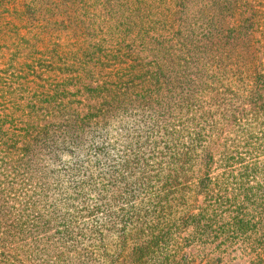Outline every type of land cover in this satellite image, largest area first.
Instances as JSON below:
<instances>
[{
	"label": "trees",
	"instance_id": "1",
	"mask_svg": "<svg viewBox=\"0 0 264 264\" xmlns=\"http://www.w3.org/2000/svg\"><path fill=\"white\" fill-rule=\"evenodd\" d=\"M0 44V264H264V0H0Z\"/></svg>",
	"mask_w": 264,
	"mask_h": 264
},
{
	"label": "rangeland",
	"instance_id": "2",
	"mask_svg": "<svg viewBox=\"0 0 264 264\" xmlns=\"http://www.w3.org/2000/svg\"><path fill=\"white\" fill-rule=\"evenodd\" d=\"M11 44L12 41L8 42L9 46ZM0 46H2V44H0ZM2 47L4 48V46ZM10 48L11 50L4 48L0 51V55L4 56L3 60H1L0 62V77H2L3 79V81H0V83L1 85L5 83V85L0 88V91H2L3 93H0V97H4V99H0V105L3 106V109H6L4 111H11L14 114V117L19 118L18 120H22L23 108L20 105H24V102L26 103L25 99L27 96L26 94L19 91L21 88L18 86L19 83L24 82V80L21 79V77H23L21 75L23 74H18L15 71L16 69L18 70L20 68L22 60L18 59L17 61V58L19 56L18 53H15L12 57V53L14 50L12 47ZM139 56L145 57V55L141 54H139ZM35 57L38 59L41 57V55L36 54ZM37 65H40V60L37 62ZM42 71L43 70H40L34 73L35 77H33L32 75L28 77L27 85L24 87L25 91L29 90L33 92L40 85H46L48 88L53 89L55 85L60 83V80L57 79L56 76H54L52 73H50L49 71H46L47 73H42ZM65 86L68 88V92L74 93L78 85L74 89V86L71 83L65 84ZM70 99H72L73 103L81 102L80 97H73ZM13 104H15V106H13ZM75 106L79 107V105ZM10 107H12L13 109L8 110L10 109ZM37 123L39 125H43L46 123V121L40 120ZM188 254L195 256L197 261L201 262L202 264H206L212 260L216 261L217 259H219L220 261L217 264H252L251 256L246 254L239 245L228 246L225 244H216L210 247L194 246L188 249Z\"/></svg>",
	"mask_w": 264,
	"mask_h": 264
}]
</instances>
